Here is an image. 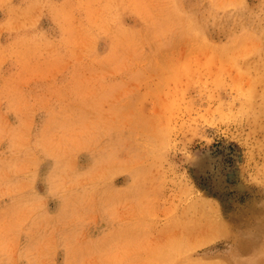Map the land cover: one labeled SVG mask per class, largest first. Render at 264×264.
I'll return each mask as SVG.
<instances>
[{"label": "rangeland", "instance_id": "374dc122", "mask_svg": "<svg viewBox=\"0 0 264 264\" xmlns=\"http://www.w3.org/2000/svg\"><path fill=\"white\" fill-rule=\"evenodd\" d=\"M263 80L264 0H0V264L230 263Z\"/></svg>", "mask_w": 264, "mask_h": 264}, {"label": "bare ground", "instance_id": "6f19581e", "mask_svg": "<svg viewBox=\"0 0 264 264\" xmlns=\"http://www.w3.org/2000/svg\"><path fill=\"white\" fill-rule=\"evenodd\" d=\"M261 77H263V76H261ZM257 79L255 78L256 81H257ZM256 81H255V83L258 82V81L257 82ZM263 82H264V80H263ZM259 86H260V83H259ZM262 86H263L262 88L264 89V83ZM257 93H258V91H257ZM257 93H255V94H257ZM249 94H250V92H249ZM250 95L252 96V94H250ZM251 102H253V101H251ZM247 103L249 104V102H247ZM252 104L250 105V107L252 106ZM256 104H258V103L256 102ZM252 107H251V110H252ZM254 107H255V105H254ZM248 110L249 109L247 108V111ZM254 110H256V109H253V111ZM253 115L255 116V113H253ZM242 216H243V222H238V224H239L238 227H235V228L231 227L232 235L245 236V237L249 238L248 241L243 240L241 246L239 247L240 254L235 255V257H231L230 263L225 262V261L220 260V259H217L216 261L209 262L208 264H264V206L261 205L259 208L255 207L253 210L250 211V213L246 212ZM231 218H232V220L238 221V218L234 217V216H231V217L229 216L226 219H231ZM216 221H218V220H216ZM213 225H211V226H213ZM222 226H223V228H222ZM215 227L218 230V233H220L221 231L228 230V226L225 225L224 222L222 223V225H221V223L216 222ZM189 233H190V231H189ZM247 252H250V253L244 258V254Z\"/></svg>", "mask_w": 264, "mask_h": 264}]
</instances>
